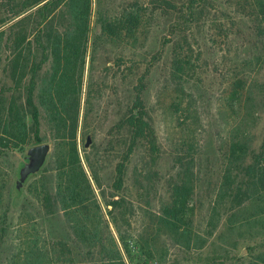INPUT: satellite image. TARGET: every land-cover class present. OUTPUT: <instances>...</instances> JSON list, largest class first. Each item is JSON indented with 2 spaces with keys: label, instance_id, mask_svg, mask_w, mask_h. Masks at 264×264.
Wrapping results in <instances>:
<instances>
[{
  "label": "trees",
  "instance_id": "16d2710c",
  "mask_svg": "<svg viewBox=\"0 0 264 264\" xmlns=\"http://www.w3.org/2000/svg\"><path fill=\"white\" fill-rule=\"evenodd\" d=\"M215 1L95 0L91 26L92 0H0L6 16H0V27L5 19L16 18L0 30V54L2 49L8 52L0 71L13 81L12 89L18 93L9 97L5 86L0 87V154L44 142L43 120L54 138L46 164L28 183L29 198L17 216V226L29 229V234L22 242L12 243L4 264H127L136 247L161 264L173 247L191 250L205 246L223 215L228 219L220 233L225 240L243 225H250L264 241V128L258 129L264 113V83H259L264 70V0H233V12L226 14L233 20L222 35L229 49L214 77L222 106L233 119L225 138L216 139L221 164L206 196L195 191L199 169L186 151L177 152L180 164L164 170L168 177L152 193L151 183L140 176L142 171L134 169L131 177L125 175L124 168L145 137L154 142L151 123L134 109L141 104L138 92L147 72H140L135 55L143 49L150 53L148 69L155 59L151 47L157 23L176 26L171 31L183 32L185 25L191 29L192 21L199 23L206 14L216 15L220 8L213 6ZM177 45H173L171 61L173 75L179 73L173 81L178 91L168 97L166 109L179 122V111H189L183 109L180 98L184 93L181 80L184 73H190L191 64L187 51ZM251 45L256 46L255 53ZM126 55L130 63L123 72L120 67ZM85 74L88 84L93 83L95 97L86 102L84 120L94 118L98 126L106 123L114 105L123 103L122 91L126 92V109L124 122L114 127L119 128L118 139L109 141V148L80 153L76 130ZM123 74L125 81L132 82L130 89L127 85L121 90L115 84ZM106 85L111 86L113 96L102 98ZM134 93L137 99L128 106V97ZM148 155L154 154L147 151ZM112 165L115 177L103 183L102 172ZM130 181L138 184L140 193L135 195ZM93 183L106 203L107 217ZM0 184L2 208V176ZM111 185L114 193H109ZM204 202L209 217L203 236L194 215ZM55 210L61 213L73 242L49 240L38 228V214ZM252 247L253 260L247 264H264V242L255 240ZM221 250L228 253L226 248Z\"/></svg>",
  "mask_w": 264,
  "mask_h": 264
},
{
  "label": "rangeland",
  "instance_id": "374dc122",
  "mask_svg": "<svg viewBox=\"0 0 264 264\" xmlns=\"http://www.w3.org/2000/svg\"><path fill=\"white\" fill-rule=\"evenodd\" d=\"M230 2L233 3V0L215 1L213 6H218L220 8L216 15L206 14L199 23H197L196 20L192 21L193 24L191 29H188L187 25H185V30L183 32L171 31V29L176 26L171 28L168 23H157L151 47L153 49V54H155V59L153 58L152 64L148 69L145 68L150 59V53H145V49H143L141 53L138 52L134 57L135 60L139 61L140 72L147 70L142 90L138 92L141 104L134 109L137 114H139L140 110L143 118L151 123L154 133V142H149V137H145L143 141L144 144H141V148H137L134 159H131L124 169L125 175L129 177H131V173L134 169L142 171V175H140L142 179L146 180V183H151L149 187L151 193L161 188L166 177H168L164 173V170L171 165L180 164L177 160V152L186 151V154L194 157L197 164L196 166L199 169V178L196 182L195 191L204 197L208 192V187H210L208 184L211 179L214 178L216 170L221 164V149L216 139L225 138L227 130L230 128L229 123L233 119V115H230L228 110L222 106L223 101L221 100V95L217 91L218 84L214 75L217 74V69H221L222 63L224 62L222 60L223 55H225V51L229 49L225 46L224 37L222 35L233 25V20L226 15L227 12H233V6ZM31 10H34V8ZM2 11L3 10H0L1 17L5 16ZM94 11L95 0H92L91 26L93 25ZM15 19L9 22H6L5 19V24L0 27V30L3 28L7 29L9 24ZM29 37L31 41L33 35L31 34ZM175 42H177V46H181L183 50L187 51L191 64L190 73L189 71H187L186 74L184 73V77L181 80V88L184 93L181 94L182 98H180V100H182L183 109L189 110L184 112L179 111L181 122H176L166 109L168 97H171V94L174 96L176 94L175 89L177 90V88L173 81L179 76V73L173 75L172 72V68H174L175 64L171 61V52ZM2 44H4V39ZM33 44L32 42L31 45ZM250 49L251 52L255 53L256 46L251 45ZM128 56L129 55H126V59L124 58V62L120 67V70L123 72L130 63ZM7 57L8 52L2 49L0 54L1 66L5 64ZM118 76L119 78L117 79L119 81L115 84L117 86L120 85L121 90L126 89L127 85L129 86L128 89H130L132 82L129 83L125 81V74H123L122 77H120V75ZM107 81L114 83L109 78ZM259 83H264V70L260 72ZM92 84H88V79L85 74L80 94L76 130L77 148L80 153H82L83 149L102 151L105 148H109L111 146L109 145V141L112 139L117 140L119 136V128L114 129V127L117 126V123L121 121L124 122L125 120L122 117L126 109V92L123 91L119 92L123 103L120 106L114 105V110L111 113L110 119L102 124V126H98L94 118H86V120H84V107L86 102L89 99L94 100L95 97ZM4 86L7 96L10 97L12 93L18 94L16 90L13 91L12 89L13 81L0 71V87ZM110 87V85L103 87L101 93L102 98L113 96ZM136 94L129 95L128 106L132 105L134 100L137 99ZM263 128L264 113L260 115L258 122L259 131ZM122 130L124 129L122 128ZM41 134L45 139L44 142L51 143L52 151L54 138L45 120L42 121ZM87 134L91 135L92 141L89 147L85 148L84 143ZM27 147V145H22V147L19 146L14 149H8L5 153L0 154V179L2 176L5 184L2 189V193L5 194L3 206L0 208V242H2L0 245V264L6 262V246L8 242H17V230L19 228V226H17V214L25 199L29 198V194L26 191L27 186L35 177V175L29 177L21 190L19 199H16L14 181L18 166L22 161V155ZM147 151L154 155L147 156ZM140 154H142L141 157H137L140 156ZM115 174L116 170L113 165L107 168L105 172H102L103 183H105V181L111 182ZM129 183L134 184L132 190H136L135 195L141 192L136 182L130 181ZM125 184L126 181L124 185ZM199 184L200 187H198ZM1 187L2 185L0 184V189ZM93 187L95 193L99 197L104 213L107 214V206L105 201L100 198L99 189L94 183ZM114 191H116V189L111 185L109 187V193H114ZM117 191L122 192L123 189L121 188ZM208 217V207L204 202L200 209L197 208L195 210L194 215L195 223L199 228L200 234L203 236ZM227 221V215H223L213 235L207 240L205 246L191 250L173 247L165 253V258L161 264H247L253 260L254 251L252 246L255 240H258V243L264 241L255 234V226L250 225H243V228L235 231L232 237L225 240V237L220 233L224 229L225 224H227ZM38 222L48 239H58L60 237L69 239L70 236L65 228L59 211L55 210L53 214H40ZM248 227H250V229ZM248 229L250 230L249 232L246 231ZM222 248L228 249L226 255L222 253ZM133 256L131 261H127V264H159L153 255L150 256L147 253H141L137 247L133 252Z\"/></svg>",
  "mask_w": 264,
  "mask_h": 264
},
{
  "label": "water",
  "instance_id": "95a60500",
  "mask_svg": "<svg viewBox=\"0 0 264 264\" xmlns=\"http://www.w3.org/2000/svg\"><path fill=\"white\" fill-rule=\"evenodd\" d=\"M91 135L87 134L84 147L87 148L91 144ZM51 151V143L41 142L28 146L23 155L17 170V175L14 181L15 198H19L21 190L25 182L30 176L39 172L45 165L49 153Z\"/></svg>",
  "mask_w": 264,
  "mask_h": 264
},
{
  "label": "crops",
  "instance_id": "0c3cea01",
  "mask_svg": "<svg viewBox=\"0 0 264 264\" xmlns=\"http://www.w3.org/2000/svg\"><path fill=\"white\" fill-rule=\"evenodd\" d=\"M17 199H19V198H17ZM20 209H21V207H20ZM103 209V208H102ZM19 212H20V210H19ZM44 213V212H43ZM43 213H40V214H43ZM19 214V213H18ZM18 214H17V216H18ZM40 214H38V216H37V219H36V223H38V228L39 229H41V233H43V236H46V234L44 233V230H43V228L40 226V224H39V222H38V218H39V216H40ZM47 214H53V213H47ZM105 215H106V217H107V214L105 213ZM61 217H62V215H61ZM62 220H63V218H62ZM63 223H64V220H63ZM64 225H65V223H64ZM19 226V228H18V230H17V242H22L23 241V236L24 235H28L29 234V229H27V230H24V229H20V225H18ZM65 228H66V226H65ZM66 230L68 231V229L66 228ZM68 234H69V239H65V240H67L68 242H73V238H72V236H71V234L69 233V231H68ZM47 237V236H46ZM60 238H62V237H60ZM60 238H58V239H60ZM48 239V238H47ZM62 239H64V238H62ZM49 240H57V239H49ZM12 243L13 242H8V244H7V254H6V257H8V254H9V248H10V246L12 245ZM7 258H6V262H7Z\"/></svg>",
  "mask_w": 264,
  "mask_h": 264
}]
</instances>
